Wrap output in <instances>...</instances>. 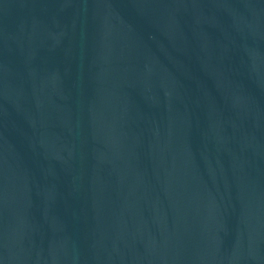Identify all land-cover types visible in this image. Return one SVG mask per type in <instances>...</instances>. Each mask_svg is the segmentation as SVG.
I'll return each mask as SVG.
<instances>
[{
	"label": "water",
	"instance_id": "obj_1",
	"mask_svg": "<svg viewBox=\"0 0 264 264\" xmlns=\"http://www.w3.org/2000/svg\"><path fill=\"white\" fill-rule=\"evenodd\" d=\"M0 264H264V0H0Z\"/></svg>",
	"mask_w": 264,
	"mask_h": 264
}]
</instances>
